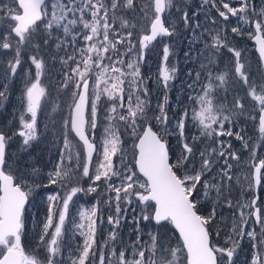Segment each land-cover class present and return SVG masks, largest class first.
<instances>
[{"label":"snow or ice","instance_id":"6c2138e0","mask_svg":"<svg viewBox=\"0 0 264 264\" xmlns=\"http://www.w3.org/2000/svg\"><path fill=\"white\" fill-rule=\"evenodd\" d=\"M208 2L209 0H205V3ZM211 2L215 5V0ZM221 3L227 12L219 9L218 12L225 20L228 19L229 13L238 16L248 12V0H242L239 8L231 7L224 0H221ZM172 6L173 0H146L145 6L140 10L150 19V34L145 30L139 41L134 42L131 31L121 32L116 27L118 10L134 9V0H12L11 4H0V26H5L6 22L7 28V31L0 34V51L12 49L9 37L14 35L17 38L16 43L24 45L41 28L47 37H51L54 31H62L65 39L72 37L73 44L78 36H82L85 42L82 47L74 49L79 56H68V61H72L75 66L65 73V81L61 85L65 89L71 86L74 103L70 106L69 119L64 125L83 142L86 149L85 163L82 166L77 163L75 168L70 167L71 152L69 151L66 164L65 152L62 151L60 162L54 171L49 173V183H61L66 192L62 197L59 193L48 196L50 202L58 201L59 206L56 203L49 204L48 214L39 234V240L47 252L46 264H62L57 260V256L60 255V238L65 232L69 205L73 197L78 192H95L97 182L102 179L109 193L106 203L111 208L113 201L115 202V216L109 214L107 218V223L113 226V230L109 232V240L116 241L115 229L120 226V220L123 218L121 212L127 211V206L133 201L138 206H144L140 209V216L133 218L137 225L136 239L119 252L116 251L115 244L110 246L108 241L98 248L96 232L97 219H100L99 208L93 206L91 209L82 210L79 213L81 222H74V229L79 231L84 241L82 245L77 246L78 255L70 257L71 264H180L181 256L186 264H233L238 241H233V246L229 248L213 246L210 243L207 225L216 218V207H213L207 216L201 214L198 207V197L201 193L204 197L213 199L217 206L222 201L224 206L233 209L232 233L238 238H250L254 242L253 247L258 249L252 264H264V205H258V196H253L250 202H233V183H241V176H235L234 181L235 174L230 160L239 161L240 157L234 151H229L232 145L213 140V144L218 146H209L200 151L199 166L195 162L197 143L202 139L235 135L237 139L244 140L239 133L225 130V123L231 124L233 116L237 113L225 110L223 104L216 103V91L226 83V74L214 75L208 68V64L213 62L212 57H206L208 64L201 63V68L207 69L204 82L201 81V72H196L193 83L189 85L195 93L189 96V100L193 101L191 114L186 110L177 120L172 133H168L169 117L164 110V104L157 106L159 114L153 112L149 116V89L145 78L141 77L139 62L143 59V50L148 44L158 37H172L176 34L175 26H166L163 19L165 11ZM239 18L249 24L254 23L259 56L264 61V36L261 35L264 34V12L256 14L253 10L250 15ZM119 19L121 28L135 27L123 17ZM182 20L187 27V13H183ZM196 27H199V24ZM77 28L81 31H76ZM232 31L237 32L238 28H233ZM44 42L47 43L48 39ZM62 44L63 42L58 43L57 47ZM121 44L127 47L121 49L118 47ZM210 47L218 51L225 47V44L219 35H215ZM134 48L136 59L128 58ZM228 51L235 57V74L244 84L246 94L257 102L254 111L259 113L258 130L261 139H264V81H250L249 75L243 71L241 52L230 46ZM168 56L169 47L166 45L163 49L165 61ZM31 61L35 66L36 75L34 81L26 85L24 92L30 120L25 121L21 117L23 127L27 131L19 133L25 137V145L35 138L37 113L45 96V89L41 84L43 60L32 56ZM20 64V51L17 48L14 58L7 61V70L2 74L5 83L3 90H0V98H6L7 81L15 77ZM175 71L174 67L169 69L167 66L162 70L160 79L165 89L168 88V82L173 79ZM109 72L112 75H108ZM93 78L94 86L90 92V80ZM102 95H106L113 103L105 115L108 124L104 129L100 152L102 159L96 167L95 175L90 176L91 158L96 146L90 141L85 129L86 125L90 126L93 132L96 129L97 102ZM118 108L120 111H117ZM244 108L245 105L237 98L235 109L240 110L239 115L244 114ZM250 118L256 117L250 115ZM114 121L116 123H113ZM152 121L164 126V131L168 134L178 133L181 152L175 157V163L172 162L169 143L160 131L154 130ZM186 122H191L199 129L198 137L186 136ZM125 134L132 140V165L125 162L126 153L121 147ZM245 147L249 148L251 145L246 143ZM5 148L6 137L0 134V264H44L38 256L27 253L22 247L21 237L25 228L23 216L29 193L23 190L20 183L15 182L12 174H6L3 170L6 166ZM64 149H70L67 135L64 136ZM118 153L119 167L113 160ZM78 156L79 154L77 158ZM251 156L253 163L250 172L242 174L243 183L249 192L264 188V158L258 157L255 148L252 149ZM213 169L216 174L213 176V182L209 183L205 177L213 172ZM75 171H81L83 177L92 181L87 189L79 186L69 187ZM111 193H114V196L110 195ZM249 220H253V224L259 227V232L255 226H249ZM141 221L154 222L158 227L165 223L171 224L178 232L176 245L165 243L158 231L149 232L150 241L143 243L139 228ZM249 227L251 230H246ZM50 229L52 232L49 237ZM45 237L49 239L46 241ZM129 248L131 259L127 256Z\"/></svg>","mask_w":264,"mask_h":264},{"label":"rangeland","instance_id":"374dc122","mask_svg":"<svg viewBox=\"0 0 264 264\" xmlns=\"http://www.w3.org/2000/svg\"><path fill=\"white\" fill-rule=\"evenodd\" d=\"M178 1H181L185 11H188L187 5L192 0H178ZM233 1L234 0H230L229 5L232 4ZM11 3L12 0H0V4H11ZM145 3L146 0H142L141 2L138 1L139 8L136 9V17L134 21L133 20L131 21L132 23L135 22V27H133L132 30L125 29L126 31H131L133 33V36L136 33L135 39L132 36V40L134 42H138L139 38H141L142 35L145 34V30H147V25L150 21V19L146 18L144 16V13L140 10L145 6ZM230 6L234 7L233 5ZM238 16H241V14H239ZM165 17H166V11L163 14L164 19ZM234 20H236L235 16H231L229 19V21H233V22ZM125 30L124 32H126ZM5 31H7L6 22H5V26H0V34L4 33ZM59 32L63 33L62 31ZM250 33L247 31V35H249ZM46 36L47 34L44 31L41 33L38 32L34 34L32 39H30L26 44L18 45L16 43L17 38L13 35L9 37V42L12 44V49L0 51V90H3V85L5 83L2 74L7 70V61L14 58L15 51L17 48H19L20 60H21V64L17 69V73L15 77L10 78L7 81L8 88L6 92V98H0V133H2L6 137V149L9 148L11 153L14 151L17 155V159L18 157H23L24 160L21 159L22 164H24L25 161L26 164L28 165L33 164L32 158L27 155L30 150L29 145L34 140H36L39 134L42 135V133L46 129H50V131L54 132L57 136H61L60 137L61 139H63L64 136L67 134L70 135L69 129L65 128L64 122L68 120L69 109L73 102L72 91H71V86L68 89H65L62 88L61 85L65 81V73L68 72L71 67L75 66L72 61H68V56L75 55V53L73 50L67 49V47L69 46L68 43H66V46L56 47L57 43L55 42L53 53H51L50 56L44 57L48 53H46L47 51L43 49L42 47L43 43L40 44L38 43V41H40L39 37H46ZM80 39L83 40L82 36L80 37ZM36 42L39 45L38 48L36 47L37 45ZM165 46L166 45L164 41H162L161 39H159L157 43L153 42L152 44L151 43L148 44V47L143 50V59L140 60L139 62L140 74L141 77L145 78L147 87L149 89V95H150V90H152L153 87H157L161 89L164 88L163 82L160 79V74L166 66L169 68L168 66L169 63L176 61L174 59V55L170 53L167 61L164 60L163 49ZM154 48L157 49L155 50ZM135 52L136 49L134 48L133 53H129V54H131L132 57H134L133 55ZM76 55H79V53L76 52ZM32 56H36L38 59H42L44 63V68L41 75V84L45 89V96L41 100V108L37 113L35 138L30 140L29 143L25 145L23 142L25 137L20 136L19 133L21 131H27L23 127V122L21 117H23L25 121L30 120V114H28L26 111V98L24 96V92L26 85H30V83L34 81L36 75L35 66L34 64H32L31 61ZM45 59H47L48 61L45 62ZM65 61H67V63H65ZM151 65H154V68H150ZM108 75H112V73L109 72ZM93 86H94V78L93 80H90V92ZM152 100L155 102L153 97ZM163 100L164 99L162 97L157 105L163 104ZM112 103L113 101L108 100L106 95H102L101 99L97 102L98 118H97L96 130L99 135L95 137V140L91 139L89 135V138L91 139L90 141L93 142L96 146V150L93 151L92 153L91 166L93 160H97V166H98V164L102 159V156L100 155V152L102 151V141L100 139V136H104V129L102 127L103 125L101 122L100 124H98V120L101 118H105V115L108 114L109 108ZM155 107L156 106H150L149 116L153 114ZM156 110H158V107H156ZM117 111H120V109L118 108ZM152 123L154 125L155 130L160 131L162 135L167 134L164 131V126L156 123L155 121H152ZM88 128L91 129L90 126L86 125V129ZM65 130L67 131V133ZM39 131L40 133H38ZM132 150H133V145L131 146V150L125 156V162L128 163L129 165L133 164ZM180 152H181V142H179L177 147H173L172 149L173 163H175V157L179 156ZM81 154L83 158L82 160V165H83L85 163V158H84V151L82 148H81ZM12 157L13 156H11V158ZM119 157L120 154L118 157L117 156L114 157V161L117 167L120 166ZM12 163L13 161H11V164ZM91 166H90V173H92ZM21 170L22 171L24 170L23 173L21 172ZM27 170L28 169H26V166H16L14 163L11 172L15 182L20 183L24 191L30 192V190H32L31 188L40 187V184L37 185L34 182V178L37 180V182L39 181V183H41L42 186H44L46 183L49 182L48 171H44L42 167L35 166L29 169L34 172L33 179H30V181L29 180L27 181V178L29 176L25 172ZM113 179H115V177ZM205 179L208 180L209 183H211L210 176L207 175ZM141 181L143 180L141 179ZM28 182H32V185L28 186ZM101 184H104L105 186L101 188L102 186ZM65 192L66 189L63 188L61 197L65 195ZM110 195L114 196V193H111ZM88 196H89L88 198L89 201L85 202L84 201L85 197ZM108 199H109V193L107 192V185L104 180L97 182V190L95 192L92 193L78 192L76 196L73 197L69 205L68 219L66 220L65 223V232L63 236L60 238L61 247H60V255L57 256L58 261L62 262V264H71L70 257L78 255L77 246L83 244L84 237L80 235L79 231L74 229V222L75 223L81 222L79 217L80 211L91 209L94 205L99 208L98 217H100V219H97V232H96V242L98 248L102 246L105 241H108L110 246L114 243L116 246V251L119 252L122 248L129 245L132 241H135L137 236V232L135 231V229L137 225L133 222V218L140 216V209L144 206L143 205L138 206L137 203L133 201V203L130 206H127V211L121 212V217L123 218L120 220V226L115 229L117 233V239L116 241L113 242L109 240V232L113 230V226L107 223V218L109 214L115 216V202L113 201L112 207L110 208L109 205L106 203ZM76 201H78V203H76ZM198 201H199L198 207L202 209L201 213L205 216L209 215L211 211L209 209L206 210L208 204L207 201L211 202L212 199L204 197L201 193V195L198 197ZM55 203L59 206L58 201ZM133 209H135V211H133ZM101 220L103 221L102 223ZM223 220L224 219H220L219 221L221 225ZM215 223L216 220L212 223L213 224L212 238L214 239L213 246L224 247V248L232 247L233 246L232 243L234 241L233 237H235V234L232 233V224L229 223L224 228L216 229ZM39 228H40L39 231L40 234L43 228V224L39 225ZM139 228L141 229V241L145 244H147L150 241V237L148 233L149 232L155 233L158 231L165 243L171 242L173 246L176 245L177 237L174 234L169 224L168 226L164 224L163 226L158 227L152 224V222L141 221L139 224ZM51 232L52 229L49 230V237L51 235ZM49 237H45V240L47 241ZM229 237H231V239H229ZM247 238H248L247 236H245L244 238L237 237V239L235 240L238 241L239 244L240 240L242 239L241 241L242 247L238 248L236 246L235 253L233 256V264H235L234 257L238 255H242V252H246L251 255L253 253L256 254L258 252V250L254 251L253 244L250 243L249 244L252 250L249 249ZM38 248L39 247H36V249H34L33 253L31 254L38 256V258L42 262H44V264H46L47 252L44 244L40 245L41 248L40 250H38ZM105 251L107 252V249H105ZM147 255L148 252L146 251V256ZM127 256L129 259L132 258L130 248L128 250ZM242 261L243 260L240 259L238 263ZM180 264H185L183 256H181L180 258ZM240 264H244V263H240Z\"/></svg>","mask_w":264,"mask_h":264},{"label":"flooded vegetation","instance_id":"af4514ba","mask_svg":"<svg viewBox=\"0 0 264 264\" xmlns=\"http://www.w3.org/2000/svg\"><path fill=\"white\" fill-rule=\"evenodd\" d=\"M218 9L227 12L226 9H223V7L219 6V8H216L215 14L212 16L188 15L190 22H188L187 27L184 25V22L178 24L175 20V16L170 14V10H166V17L165 19L163 18L165 20L166 26H175L177 32L179 31V29H183L184 34L181 35L180 38H176L175 36L158 37L155 41H152L151 44L153 42L157 43L158 40L161 39L162 41H164L165 45L169 47L170 54H176L180 56L179 58L181 59V62H177L178 57H176V62L168 64L169 69L173 67L176 69L174 77L168 82L169 86L167 89L153 87L152 90H150V106L157 107L159 100L163 97V104H165L164 110L169 117L168 126L170 132L168 131V133H172L176 127L177 120L181 118L182 114L186 110L189 112V114H191V110L193 108V101L189 100V96L194 95L195 93H193V90L189 88V85L193 83L196 72H201V81L204 82V77L207 69H202L201 63L208 64L206 57L211 56L213 62L211 64H208V68L212 70L214 75L220 73L226 74V83L216 91V103L223 104L225 110H233L237 113L233 116L231 124L227 122L225 123V130L230 129L234 134L239 133L242 137H244V140L242 141L240 139H237L235 135H224L217 136L212 139H202L197 143V153L195 156V162L197 166H199L200 151L204 150L209 146H218L213 144V140L224 141L226 144L230 143L232 145V148L229 149V151H234L240 157L239 161L230 160V163L233 165V173L235 174L234 181L235 176H241V183H233V188L231 192V198L233 202H250L253 196H258V205H264V188H259L254 190L253 192H249L247 190L246 185L243 183L242 175L244 173L250 172L251 164L253 163V158L251 156V151L253 148H255L259 158H264V139H261V134L258 130L259 113L254 111L257 102L246 94L247 90L244 84L235 74V57L233 56V53L228 51V47L230 46L235 50L241 52L240 60L241 63L244 64L243 71H245L249 75L250 81L259 83L261 81H264V76L259 63L257 69L254 67L250 55L251 49L253 50L252 43L250 42V36L252 34L251 25L250 31L248 27H243V25L241 24L243 22V19H240V16H235L236 20H234V22L229 21L230 17L232 16L230 13L228 14V19L225 20L219 15ZM193 20L198 21L194 22ZM197 24H199V27H195ZM233 28H238V31L233 32ZM247 31L251 33L247 35ZM62 35L63 33L59 32L58 36H56V43L58 44L63 42L62 46H66V43H68L69 46L67 47V49H71L74 51L75 48L82 47L85 43L83 40L77 37L75 43L73 44L72 39L65 40V37L63 38ZM215 35H219L222 38L223 43L225 44V47L220 48L218 51L210 47L212 44V37ZM157 48L154 49L156 50ZM74 53L76 55L75 51ZM201 53H203V55H201ZM150 68H154V65H151ZM189 73H192V75L190 76ZM197 91H199V88H197ZM165 96L167 97V103H165ZM152 97L155 102L152 100ZM237 98H239L240 101L245 105L243 115H239L240 110L235 109V103ZM174 100H178L181 102L179 117L177 115L178 112L174 111ZM156 107L154 109V112L158 114V110H156ZM250 115L255 116L256 118L252 119L250 118ZM185 134L189 138H191L193 135L198 137L199 129L195 127L191 122H186ZM168 135L170 140L169 145L172 153L173 147H177L180 140L178 139V133ZM246 143L251 145V147L246 148ZM84 157H86L85 153ZM80 180L81 181L79 182V187L87 189V186L91 184V180L87 177H81ZM73 182V179H71L70 184H72ZM101 185V188L105 186L104 184ZM56 186V193H59V195L61 196L64 187L59 182L58 184H56ZM88 198L89 196L85 197L84 201L88 202ZM76 203H78V201H76ZM218 210L220 213L223 214L229 213V221L231 224L233 223V209L224 206L223 202L221 201ZM236 219H238V216L236 217ZM249 226H255L253 224V220H249ZM255 227L256 231L259 232V227ZM246 230H251V227L247 228ZM233 238L235 241L237 239V236ZM247 239L249 249H251L250 244H253L254 242L250 238ZM241 241L242 239L240 240V243L237 246L238 248L242 247ZM255 250L258 249L254 248V251ZM236 257L237 256L234 257V261L236 260Z\"/></svg>","mask_w":264,"mask_h":264},{"label":"trees","instance_id":"16d2710c","mask_svg":"<svg viewBox=\"0 0 264 264\" xmlns=\"http://www.w3.org/2000/svg\"><path fill=\"white\" fill-rule=\"evenodd\" d=\"M138 1L141 2L142 0H134V4H135L134 9L121 8L120 10H118V12H117L118 18L116 20L117 29H119L122 32H124L125 29L126 30H132L133 29V27L121 28L120 27L121 22H120L119 17H123L125 20H127L129 22L130 25H133V24L135 25V22L132 23L131 21L132 20L134 21V19L136 17V9L139 8ZM224 2L229 3L230 0H224ZM241 3H242V0H234L232 2V4H230V5H233L235 8H239L241 6ZM219 6L222 7L221 0H215V5H213L211 0H209L208 3H205V0H192L187 5L188 11H185L181 1L173 0V6L167 10H170V14L174 15L176 18L175 20L177 21L178 24H180L181 22H183V20L181 18L183 13H187L188 15L212 16L215 14L216 8H219ZM248 6H249L248 12L247 13H241V16L250 15L253 12V10L255 11L256 14L264 12V0H248ZM110 15H111V13H110ZM253 19H255V17H253ZM193 21L196 22L198 20H193ZM201 21H206V20H201ZM188 22H190V19L188 20ZM241 24L243 25V27H248V29L250 31V24L246 20H243V22ZM178 28H179V26H178ZM76 31H81V29L77 28ZM183 31H184L183 29H181V30L179 29L178 32L176 31V34L174 36L176 38H180V36L184 34ZM39 32L40 33L43 32V28H41V30ZM58 34H59V31H54L51 37H47V36L46 37H39L40 41H38V43H40V44L43 43L42 47L45 51H47L46 53H48L44 57L50 56L51 53H53V49H54L56 38H57L56 35H58ZM262 36H264V34H262ZM64 37L65 36L63 34V38ZM80 37L81 36H78L79 39H80ZM135 37H136V33L133 36V38L135 39ZM46 38L48 39L47 43L44 42ZM67 39L71 40L72 37L69 36V37H67ZM110 39H112L111 33H110ZM36 44H37V42H36ZM118 47H120L121 49H124L127 46L122 44V45H118ZM104 55L107 56V54H104ZM173 55H174V59L176 57H178L177 62H181L179 55H176V54H173ZM250 55L252 58L253 65L257 69L259 61H258V59H257V57H256V55L252 49H251ZM133 56L134 57H132V55L129 54L128 58L136 59L135 55H133ZM47 61L48 60L45 59V62H47ZM105 63H107V61H105ZM139 67H140V64H139ZM124 70L129 71L128 69H124ZM254 72H255V70H254ZM148 101H149V106H150L151 105L150 96L148 97ZM173 105H174V111L178 112L177 115L179 117L181 102L178 100H174ZM174 117H176V116H174ZM174 119H176V118H174ZM174 119H173V121H174ZM100 122L103 125L102 126L103 129H105V126L108 124V121L105 118H101L98 120V124H100ZM113 123H116V122L114 121ZM121 131H123L122 128H121ZM168 131L170 132L169 126H168ZM38 133H40V131ZM66 133H67V131H66ZM86 133L88 136L90 135V138L93 140H95V137L97 135H99L97 133L96 129L93 132L92 129L88 128V129H86ZM70 135L67 134V139H68V142L70 144V149L65 150L64 149V138L61 139L60 138L61 136H57L54 132L50 131V129H46L42 133V135L39 134L38 137L36 138V140H34L29 145L30 150H29L27 155L32 158V160H33L32 165L26 164L25 161H24V164H22L21 159L24 160L23 157H18V159H17V155L14 151L11 153L9 148L8 149L5 148L6 166H4L3 170L5 172H8L11 174L14 163L16 166H26V169H28V170L25 172L27 175H29L27 178V181L28 180L30 181V179H33V176H34V172L32 170H29L31 167H35V166L42 167L44 169V171H48V174L52 173L55 169V166L60 162L62 151L65 152V163L66 164H68L67 156H68L69 151H70L71 155H72V160H71V164L69 166L75 168L77 163H79L82 166V160H83L82 154H81L82 146L79 143H77V141L72 137V135L71 136ZM163 136H164V139L169 143L170 140H169L168 133L163 134ZM100 139H101V141H103L104 136H100ZM122 140H123V143H122L121 147L124 149V152L126 154H128V152L131 150L132 140L126 134L122 137ZM77 154H79L78 158H77ZM119 154L120 153L117 154V157L119 156ZM14 155H15L16 160L14 158ZM11 156H13V157L11 158ZM17 160H20V161H17ZM113 160H114V158H113ZM11 161H13L12 164H11ZM114 163H115V161H114ZM96 167H97V160H93L92 166H91L92 173H90L91 176L95 175ZM23 171L21 170L22 173H23ZM215 174H216V172L214 169H213V172L207 174L208 176H210L211 182H213V176ZM81 177L83 178L81 171H75L74 176L72 178L74 182L72 184H69V185L70 186H79V182L81 181L80 180ZM34 182L37 185L40 184V187L31 188L32 190H30V192H28L29 197H28V201L25 205V213L23 216L25 228L22 232V237H21L22 247H24L25 251L29 254L33 253V251H34V249H36V247H39L38 250L41 249L40 245L42 243L40 242L39 237H38L39 231H40L39 225H42L44 223V219L48 214L49 204L55 203V202H50L48 200V196L57 194L56 193V184H50L48 182L44 186H42L41 183H39V181L37 182V180L35 178H34ZM30 185H32V182H28V186H30ZM207 203L208 204H207L206 210L209 209L210 211H212L213 207L217 208L216 209V218L213 221H211V223H209L207 225V228L210 232V243L213 245L214 239L212 238V231H213L212 230L213 229L212 223L216 220V223H215L216 229L224 228L230 223V221H228L230 219V214L229 213H227V214L220 213L218 210L219 206L216 205V202L213 199L211 202L207 201ZM220 219H224L222 222V225L219 222ZM165 225L168 226V223H165ZM254 255H255V253H253L251 255V254H248L246 252H242V255H238L236 257V260L234 261V263L235 264H240V263L252 264V259H253ZM240 259H242L243 261L238 263V261Z\"/></svg>","mask_w":264,"mask_h":264},{"label":"water","instance_id":"95a60500","mask_svg":"<svg viewBox=\"0 0 264 264\" xmlns=\"http://www.w3.org/2000/svg\"><path fill=\"white\" fill-rule=\"evenodd\" d=\"M250 25H251V30H252V34L250 36V42L252 43L253 52L255 53V55H256V57H257V59L259 61V65H260L261 71H262L263 76H264V61H262L260 56H259V51H258L259 45L257 44L256 39H255V36L257 35V33H256V30H255V27H254V23H252ZM147 31L150 34V21H149V23L147 25ZM73 103H74V101L72 102V104ZM69 115H70V109H69ZM68 119H69V117H68ZM258 125H259V116H258ZM69 132L72 135V137L77 141V143H79L82 146V149H83V151H84V153L86 155V149H85V147L83 145V142L79 140V137H77L74 132H71L70 130H69ZM0 134H2V133H0ZM5 173L8 174L7 172H5ZM141 179L143 180V177H141ZM152 224L155 225L154 222H152ZM169 225H170L171 229L173 230L174 234L176 235V237H178V232H176V230L174 229V227L171 224H169ZM185 264H186V262H185Z\"/></svg>","mask_w":264,"mask_h":264}]
</instances>
